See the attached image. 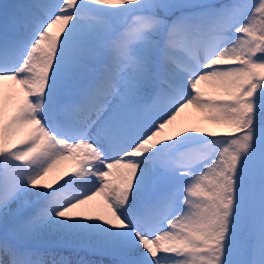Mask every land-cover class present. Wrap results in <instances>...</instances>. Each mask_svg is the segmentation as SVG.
Returning <instances> with one entry per match:
<instances>
[{
  "label": "snow or ice",
  "instance_id": "1",
  "mask_svg": "<svg viewBox=\"0 0 264 264\" xmlns=\"http://www.w3.org/2000/svg\"><path fill=\"white\" fill-rule=\"evenodd\" d=\"M0 9V264H264V0Z\"/></svg>",
  "mask_w": 264,
  "mask_h": 264
},
{
  "label": "rangeland",
  "instance_id": "2",
  "mask_svg": "<svg viewBox=\"0 0 264 264\" xmlns=\"http://www.w3.org/2000/svg\"><path fill=\"white\" fill-rule=\"evenodd\" d=\"M19 2V0H18ZM254 2V1H252ZM14 3H17V0H0V5H6V4H14ZM2 10V9H0ZM188 113H189V116L190 118L195 122L196 119L198 118L199 114L197 113H194V111L192 109H189L187 110ZM203 126L205 127H209L211 128L212 126L211 125H208V124H204ZM68 172V173H71L72 171V168L69 166V167H64V168H61V169H58V170H53L52 172H50L45 178H44V182H55L56 180L59 179V177L61 175H63L64 172ZM99 199V198H98ZM94 211H100L99 209H94Z\"/></svg>",
  "mask_w": 264,
  "mask_h": 264
},
{
  "label": "trees",
  "instance_id": "3",
  "mask_svg": "<svg viewBox=\"0 0 264 264\" xmlns=\"http://www.w3.org/2000/svg\"><path fill=\"white\" fill-rule=\"evenodd\" d=\"M252 1H254V2H255V0H248V2H250V3H253Z\"/></svg>",
  "mask_w": 264,
  "mask_h": 264
}]
</instances>
